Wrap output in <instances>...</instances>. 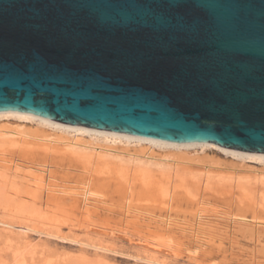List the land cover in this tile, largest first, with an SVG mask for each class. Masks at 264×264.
Here are the masks:
<instances>
[{"label":"water","instance_id":"obj_1","mask_svg":"<svg viewBox=\"0 0 264 264\" xmlns=\"http://www.w3.org/2000/svg\"><path fill=\"white\" fill-rule=\"evenodd\" d=\"M264 152V0H0V111Z\"/></svg>","mask_w":264,"mask_h":264},{"label":"rangeland","instance_id":"obj_2","mask_svg":"<svg viewBox=\"0 0 264 264\" xmlns=\"http://www.w3.org/2000/svg\"><path fill=\"white\" fill-rule=\"evenodd\" d=\"M2 127L72 138L15 117L0 118ZM82 140L97 151L142 150L134 144L93 140L88 134ZM32 143L0 136V222L12 224L0 223V264H264V236L251 239L240 232V225L226 219L231 213H243L264 222V162H244L212 147L179 151L155 147L149 154L159 162L172 153L196 162L204 157L263 176L204 174L197 165L188 166V172L183 166L177 174L153 167L145 176L136 163L117 158L105 162L77 156L76 167L64 166L54 162L71 150L54 146L48 151ZM199 198L207 201L198 205ZM198 210L206 222L233 232L232 239L212 242L202 236V243L193 238L181 221L192 220ZM263 229L261 225L260 232Z\"/></svg>","mask_w":264,"mask_h":264},{"label":"bare ground","instance_id":"obj_3","mask_svg":"<svg viewBox=\"0 0 264 264\" xmlns=\"http://www.w3.org/2000/svg\"><path fill=\"white\" fill-rule=\"evenodd\" d=\"M2 117H15V118H18L21 120L37 121L38 125H40V126H46V127L52 128L54 130H59L62 133L72 134V138H68L65 136L62 137V135L60 137L53 138V137H51V135L45 134V133H43V131H40L39 129L23 130V131L22 130H20V131L19 130L8 131L6 129H3V127L0 128V136L9 137V139H11L12 141L18 142V143L20 141L21 142L23 141V143L25 142V144H27L29 142H33L36 144V147L39 149L44 148L47 150L48 149L51 150L54 146L55 147L61 146V147H59L60 149H64L67 151L71 150L72 152H70V153L73 155H71V154L66 155V156L62 155L59 162H58V160H56L57 162L55 161L54 163H58V164L60 163L61 165H64V166L68 165V167H72V168L74 167V165H75V167L77 166L75 163L77 156H81V157H83V159H87V158L93 159L94 157H100V158H104L106 160L105 162H109V160H107V159L117 158L120 160V162L121 161H125V162L128 161L130 163H136L138 165V169L140 171H142V174L145 173V174H143L145 176L147 175V173L149 176L151 168H153V167H158L159 169L169 170V171L175 170L176 174H177V173H179L178 172L179 168H182L183 166H185L183 168L184 169L187 168V170L186 171L182 170V171L188 172V168H189L188 166H190V165L191 166L197 165L198 167L201 166V168L199 170L204 172V174H207V173L211 174V173L216 172L215 173L216 175H218L217 173H219V174L225 173L227 175L229 174V177H231V178L241 176V175H247L249 177H254L256 179H260L263 176V174L261 175V174L256 173V172L253 173L251 171V169H247L246 167H239V166L228 165V164L227 165H220L217 162H214V161L212 162V160H210V159L207 160L204 157L200 161L196 162V161H194V159L189 158V157H188L189 158L188 159L186 156H184V157L183 156H175L174 157V155L172 153V155H170V156H173V157L168 156L165 159H163V160H165V162H159L158 160H155L154 155L149 154V151L152 150L151 148H155V147L156 148L159 147L161 149H164V148L174 149V150L176 149L178 151L183 150L185 148L190 149L191 147H193V148L195 147V149H197V147H200V149H202V150H204L207 147H209V148L212 147V148L219 149L223 153H226L227 155H231V156L238 158L239 160H242L244 162L246 160H255V161L264 162V152L242 151V150H237V149H233V148L220 146L218 144L211 143V142H178V141L164 140V139L135 135V134H129V133H119V132H115V131H111V130L97 129V128H91V127H86V126L77 125V124L63 123V122L52 120L50 118L40 116L37 114H33L30 112H22V111H16V110L0 111V118H2ZM86 134H88L93 140H103V141L114 142V143H116V142L120 143L121 142V143H125L126 145H129V146L134 144V146H141L142 150H138V149L134 150L132 148L133 151H130L131 149H127L126 151H124V152H126L125 153L126 155L125 154H116L113 152L97 151L95 149L96 146L95 147L94 146L88 147L85 145V143H83L84 141L82 140V138ZM32 144H30V145H32ZM59 148H57V149L59 150ZM33 149H34V147H33ZM53 151H54V149H53ZM186 151H189V150H185V152ZM31 152H34V151H31ZM50 154H52V153H50ZM193 168H194V166H193ZM195 169H193V170L195 171ZM197 169H196V171H198ZM175 171H174V173H175ZM189 171H191V168ZM185 172H183V173H185ZM88 192H90V191L88 190ZM200 199H202V198H199L198 205L201 202L204 203L207 201V200L204 201V200H200ZM243 205H244V203H243ZM199 207L202 208V206H199ZM198 209H200V208H198ZM225 210L223 212L227 214V212H225ZM214 211H216L218 214L220 212H222L221 210H214ZM205 219H206L205 216L201 215L199 210H198L196 212V214L194 215L192 220H191V218L189 220L184 219V221H181V222H183V224H184V222H185V224L187 223L186 225L189 226L188 231L191 229V231H189L192 233L191 236L195 239L201 240V242L203 241L202 236H205V237L208 236L209 240L212 242H215L216 240H220V241L224 242V240H226V239H229V240L232 239V235H233L232 233L233 232L229 233V231L223 229L218 224H212L211 223L212 221H208V220L206 222ZM226 219L230 220L231 223L232 222L235 223V225H236V223L238 225H240L239 226L240 230H241L240 232H243V231L247 232L250 235L251 239L253 238L254 240L256 239L257 241H259L260 238H262V236H264V231L260 232V230H259L260 226L264 225V222L261 220L257 221L256 217L255 218L254 217L248 218L243 213L242 214L241 213L240 214H236V213L232 214L231 213V214H229V216H227ZM192 221H194V222H192ZM164 222L167 224L168 220H164ZM0 223H2L4 225L12 226V224H10L6 220H2ZM231 223H228V224L233 225ZM178 226L179 225L177 224V226H175V227L178 228ZM227 226H229V225H227ZM185 228H186V226H185ZM165 229H168V228H165ZM189 232H187V234ZM260 235H262V236L260 237ZM244 236L248 237V235H244Z\"/></svg>","mask_w":264,"mask_h":264}]
</instances>
